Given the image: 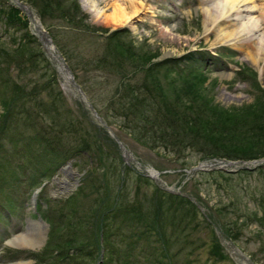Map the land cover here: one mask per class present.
I'll return each instance as SVG.
<instances>
[{"label": "rangeland", "instance_id": "1", "mask_svg": "<svg viewBox=\"0 0 264 264\" xmlns=\"http://www.w3.org/2000/svg\"><path fill=\"white\" fill-rule=\"evenodd\" d=\"M74 1L86 16L88 29L75 30L53 18L41 21L29 4L20 2L29 7L49 37L50 34L54 36V40L51 38L54 46L60 54L65 53L69 60L65 63L68 67L69 64L72 66L74 81L88 102L68 83L57 59V51L44 48L34 29L33 18H28V31L34 37V43L27 45L33 49L34 56L29 60V56L21 58L13 54L15 64H9L12 63V50L14 53L19 45L17 39L23 32L5 34L0 24L1 45L7 51L1 54L0 59V88L4 85L3 92L0 91V115L3 114L1 103L11 101L10 86L24 85L25 91L31 94L34 91L22 99L27 115H12L5 134L0 135L3 145L0 148V264L14 263L18 259L27 264H63L53 258L55 250L68 251L70 248L66 241L71 238L75 241L89 238L91 233L88 231L93 229L89 220L100 199L95 189L107 177L112 190H115L114 178L109 173H116L111 168L121 166L118 156L122 157L123 154L115 140L123 145L129 158V165L126 166L131 170L120 200L124 206L136 207L139 211L141 206L144 212L148 204L155 203L154 186L151 183L138 185L135 177V174L146 175L148 170L159 173L161 189L178 192L197 206L188 211L191 206L181 201L182 205L178 208V218L189 219L190 223L186 228L182 227V232H177L178 240L174 242L171 252L174 254L182 245L188 246L187 250L191 245L194 253L192 256L185 251L179 253L177 264L185 260L195 261L189 264H204L205 261L211 264L207 246L213 239L218 240L229 258L216 264H264V226L255 218L261 217L264 210V157L249 161L208 160L196 148L182 151L158 147L151 149L141 142L144 139H134L116 109L118 104L114 95L121 82L118 73L121 69L116 64L120 59L106 49L114 43L109 44L110 34L119 30L123 33L124 42L130 41L133 47L131 55L134 58L120 62L122 69L127 65L125 72L131 71L132 62L137 59L157 54L150 60L151 64L168 59H175L177 64V69H173L178 74L168 68H161V72H158L163 83L166 82L164 78L168 81L173 78L176 82L181 80L183 83L192 80L206 90L207 96L204 95L213 105L223 110L240 109L247 105L262 109L264 60L254 63L248 54L254 53L255 41H244L242 51L233 46L234 39L229 40L227 34L221 36L222 32L235 30L231 27L232 22L224 19L222 32L217 27L221 23L213 27L209 21L205 22L206 10L214 15L213 6L219 0L207 3L203 0ZM4 3L16 7L12 0H0L3 8ZM253 3L257 10L254 17L259 21L260 36L264 39V0H254ZM117 8L123 9L127 16L131 15V19H121L117 23L112 21ZM12 37L17 41L13 42ZM224 39L225 42H222ZM185 56L188 58L183 60ZM99 62L101 66L95 68V63ZM143 65L147 66L145 63ZM21 68L24 72H20ZM190 71L202 75L200 78L196 75L195 79L188 74ZM166 73L167 76L163 77L162 74ZM51 79L52 84L47 85ZM58 91L60 100L55 97ZM43 101L50 103L47 112L54 117L45 116L46 108L42 105L38 107ZM52 102L55 108H49ZM238 122L242 123L241 120ZM251 123L249 120L248 124ZM258 123L263 126L264 118L258 119ZM49 126H55L54 130ZM238 126L244 127L247 123ZM41 127L46 129V134L49 132L58 136V151L48 155L44 152L38 141L43 134ZM52 135L48 136V140H53ZM109 161H113L112 165ZM252 161L259 163L251 165ZM227 162H234V165L225 167L226 171L196 170L201 164L216 167ZM243 170L248 173H240ZM89 171L91 178L83 183V173ZM210 172L223 175H210ZM33 195H36V203L41 206L38 210L31 206ZM74 195L70 203L63 202ZM73 208L79 216L78 221L73 227L65 226L64 220L73 217ZM40 217H52L57 224L56 231H50L47 222ZM40 220L45 227H42L43 241L39 246L27 249L9 245V239L27 230L31 222L38 223ZM86 221L88 225H85ZM224 228L232 232V238L235 239L236 235V239L230 240L224 234ZM150 241L154 244L153 238ZM139 248L140 245L137 252ZM68 253L72 255L73 251L69 250ZM36 255L39 256L34 257ZM139 264L144 262L140 259Z\"/></svg>", "mask_w": 264, "mask_h": 264}, {"label": "trees", "instance_id": "2", "mask_svg": "<svg viewBox=\"0 0 264 264\" xmlns=\"http://www.w3.org/2000/svg\"><path fill=\"white\" fill-rule=\"evenodd\" d=\"M20 1L29 4L41 21L53 18L61 20L75 30L88 29L85 23L86 16L74 0ZM5 5L4 3V8L0 6L1 30L5 34H10V32L14 34L17 31L23 32L20 38L17 39L19 45L17 44L18 47L15 48L14 53L12 50V63L9 64H15L13 54L21 58L29 56L27 58L30 60L33 58L34 52L32 48H28L27 44L32 45L34 37L28 31L29 19L19 8L12 4L10 6ZM122 34L119 30L111 33L109 44L114 43L107 46L106 49L111 50L112 54L117 55L120 59L116 64L121 69L118 72L121 82L114 95L118 104L116 109L119 112L118 116L122 118V122L124 121L127 124V129L130 128L134 139H144L141 142L144 145L147 144L151 149L158 147V149L163 148L168 151L169 149L182 151V149L196 148L204 154L202 157L208 160L249 161L264 157V125H258V119L264 118L262 116L264 108L258 109L257 106L247 105L240 109L223 110L213 105L212 101L206 97V90H203L201 85L195 84L192 80L189 83H183L181 80L176 82L173 78L170 81L164 78L166 82L164 81L163 83L158 72H161V68H168L176 72L177 70L173 68H176L177 64L175 59L154 61L151 64L150 60L157 54L145 56L135 62L131 61L133 65L131 71L125 72L127 65L123 64L125 67L122 69L120 62L130 61L134 57L131 55L133 47L130 45V41L126 40L127 42H124ZM50 35L54 40V36ZM17 40L12 37L13 42ZM1 44L0 36V59L2 57L1 54L7 52L6 48H2ZM61 55L65 62L69 61L65 53L61 52ZM187 58L185 56L183 60ZM144 63L147 66H141ZM168 65L169 67H167ZM94 66L95 68L100 67L101 63H95ZM69 68L72 70L70 64ZM20 72H24L23 68H21ZM176 73L178 74V72ZM188 74L195 79H197L196 75L199 76L198 78L202 75L195 71H190ZM188 74L187 77L191 78ZM162 76H167V73L165 75L162 74ZM52 81V79L49 80L47 85H51ZM3 86L0 88L1 92H3ZM8 90L12 94L11 101L1 103L3 109V114L0 115L1 136L5 134L7 122L12 115H27V109L23 107L22 99L27 98L31 94L30 91H25L24 85L15 84L10 86ZM58 92L57 95L55 93V97L57 96L56 98L60 100L61 96L60 92ZM49 104L43 101V103L38 104V107L42 105L43 108H46L44 109L45 116L54 117L47 112ZM50 106L49 108H55V103L52 102ZM56 112L60 115L59 111ZM239 120L242 123L246 122L247 126H238L242 124L238 122ZM249 120H251V124H248ZM253 122L255 123L253 124ZM54 127L49 126L53 130ZM41 130L43 134L41 138H38V141L43 146L44 152L48 155L58 151V136L49 132L46 134L45 128L41 127ZM50 135L53 136V140H48ZM51 142L53 143L51 144ZM1 146L3 145L0 142V148ZM66 157L70 156L66 155ZM118 157L121 161V166H112V171H116V173H109L114 178L113 188L115 190H112L110 179L107 177H104L101 184L95 189L100 199L98 207L94 208L89 220V224L93 228L88 231L91 235L87 239H82V241H75L73 238L69 239L66 242H68L69 250H72L73 254L70 255L68 253L69 250H55L53 258L63 264H93L95 261L96 263L100 262L98 264H139L140 259L144 264H177L176 258L179 253L185 251L184 253L192 256L194 247L191 245L187 250L185 249L188 246H180L174 254H172L171 250H173L172 248L175 245L174 242L178 240L176 238L177 232H182V227L186 228L187 224L190 223L189 219L178 218V208L182 205L181 201L191 206L188 211L194 210L197 206L185 196L164 191L145 174H135L136 181L138 185L151 183L154 186L153 198L156 200L155 203L148 204V208L143 209L144 212L141 206L140 211L135 209L136 207L128 208L124 206L120 200L126 188L127 174L131 170L123 163L121 156ZM110 162L112 165L113 161ZM240 173L248 172L243 170ZM209 174L222 173L210 172ZM89 175L90 171L83 173L81 181L83 183L84 181L86 182V180L91 178ZM75 196L63 202L65 204L70 203ZM175 199L176 201H173ZM178 203H180L179 206H177ZM40 207L37 203V210ZM71 212L73 217L64 220L66 222L65 226L73 227L76 220L78 221L79 216L74 213V208L71 209ZM262 213L261 217L255 218L264 226V210H262ZM44 219L49 225V230L52 232L56 231V221L52 217H45ZM86 223L85 225H88ZM224 234L232 241L236 239V235L235 239L234 237L232 238L233 235L229 229H225ZM151 238H153L154 244H151ZM136 244L137 246L140 245L138 252ZM207 248L209 249L208 261L211 264L229 260L228 255L224 252L217 239H213ZM101 252L103 253L102 257L100 256ZM191 261L195 262L193 260H185L182 264H189ZM204 264H207V261Z\"/></svg>", "mask_w": 264, "mask_h": 264}, {"label": "bare ground", "instance_id": "3", "mask_svg": "<svg viewBox=\"0 0 264 264\" xmlns=\"http://www.w3.org/2000/svg\"><path fill=\"white\" fill-rule=\"evenodd\" d=\"M211 1L212 0H203V2L205 3L211 2ZM253 1L252 0H219L213 6V12L215 10V13L217 14L214 13L213 15V13H210L207 10L206 12L205 11L204 12L206 13L205 22L209 21V23L213 24V27L214 25L216 26L218 25V23H221L219 26H217L219 27L221 32H222L221 26L224 24L223 22L224 19L225 21L232 22L231 27L232 28L234 27L235 30L233 29L232 32L230 31L228 33L222 32L221 36L227 34V36L229 37V40L234 39V43L233 42L232 43H233V46H235L236 48L237 47L239 49L241 48V50L243 51L244 47L242 45L244 41H250V42L255 41L254 42V48H255L254 53H248V54H249V58L254 63H257L259 61L262 62L264 60V39H262L260 36L261 33L259 32L260 31L259 30L260 24L258 23L259 21H257L254 17V13L257 10H256V6L253 3ZM262 13L264 14L263 11ZM121 19L130 20L131 15L127 16V14L123 12V9L117 8L111 20L117 23ZM222 42H225V39ZM49 51L51 50L49 49ZM66 78L68 80L67 75H66ZM66 173H68L67 170H66ZM42 227L43 226L39 222L38 223L31 222V225H29L27 230L21 232V234L19 235H16L13 239L11 238L8 240L9 245L13 247H17V248H27V249L28 248L31 249V248H35L39 246L41 242L43 241V228ZM14 264H25V262L21 261V262L14 263Z\"/></svg>", "mask_w": 264, "mask_h": 264}, {"label": "water", "instance_id": "4", "mask_svg": "<svg viewBox=\"0 0 264 264\" xmlns=\"http://www.w3.org/2000/svg\"><path fill=\"white\" fill-rule=\"evenodd\" d=\"M14 5H16L17 8H19L20 10H22L23 12L26 13L27 17H31L33 18L34 16H32L30 10H29V7L23 3H21L19 0H12ZM33 22H34V29L41 41V43L43 44L44 48L49 51V49L51 51H57L56 47L54 46L53 44V41L51 39V37H49V35L43 30L42 28V25L35 19L33 18ZM57 59L58 61L61 63V69L63 71V73L65 74V76L67 75L68 76V81L70 83H72V85L80 92V94L82 95V97L86 100V97L85 95L81 92L80 90V87L75 83L74 79H73V75L71 74V71L70 69L67 67V65L64 63V59L63 57L61 56V54L57 51ZM94 111V110H93ZM94 115L95 117L100 120L99 116L96 114V112L94 111ZM117 143H118V147L120 150H123V154H122V158L124 160L125 163H128V158H127V153L125 152V149L123 148V145L118 141L116 140ZM259 161H252L250 162L251 165H256L258 164ZM244 164V162H243ZM234 165V162H227L225 165H221V166H216L214 167L213 164H201L199 165V167L196 168V170H206V171H210L212 169H217V170H224L226 171L225 167H230ZM248 169V168H247ZM148 177L151 178L152 180L158 182V176H159V173L153 171V170H148ZM163 190L169 192V193H173V194H179L178 192H175L169 188H163ZM34 197L32 198V205L34 204ZM44 227V225H43Z\"/></svg>", "mask_w": 264, "mask_h": 264}]
</instances>
